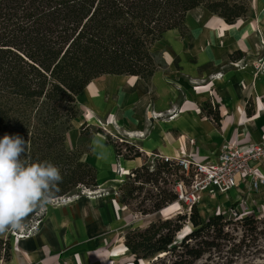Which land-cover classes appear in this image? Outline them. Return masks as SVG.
<instances>
[{"label":"trees","instance_id":"1","mask_svg":"<svg viewBox=\"0 0 264 264\" xmlns=\"http://www.w3.org/2000/svg\"><path fill=\"white\" fill-rule=\"evenodd\" d=\"M249 2L0 0V138L18 134L29 141L32 161L48 160L59 167L63 182L55 194L57 199L76 194L79 189H96V168L82 160V154L91 150V135L102 134L116 158H142V164L131 169L117 188L118 202L128 208L143 186H153L157 192L145 190L130 211L160 213L177 202L174 184L184 179L177 160L157 153L151 159L134 144L85 122L79 126L76 146L68 148L67 132L81 113L77 96L102 75L137 76L148 83L155 71L165 67L161 54L153 50L163 34L176 29L182 38L190 39L184 22L189 10L202 7L226 24H233L247 17ZM241 56L237 51L229 58L239 60ZM205 107V116L218 123L217 107ZM251 111L248 101L245 112L250 115ZM161 173L170 178V188L157 187ZM147 200L148 207L141 208ZM36 214L37 210L26 217L22 227ZM234 222L243 230L239 240L231 232ZM257 223L252 216L233 221L216 211L202 218L196 205H191L184 213L159 217L144 227L127 230L123 244L132 264H194L205 256L210 264L222 260L231 264L243 247H250L246 237L252 239L259 233ZM186 224L189 230L177 240ZM9 256L10 243L0 238V258L7 260Z\"/></svg>","mask_w":264,"mask_h":264},{"label":"crops","instance_id":"2","mask_svg":"<svg viewBox=\"0 0 264 264\" xmlns=\"http://www.w3.org/2000/svg\"><path fill=\"white\" fill-rule=\"evenodd\" d=\"M249 3L248 16L233 24L202 7L189 10L184 22L190 39L182 38L176 29L163 34L153 50L161 54L165 67L155 71L148 83L131 75H102L92 80L77 96L81 113L67 132L72 133L66 135L67 147L76 146L83 122L107 128L148 157L157 153L177 159L191 154L215 162L224 144L263 141L264 73L255 66L264 57V0ZM237 51L241 58L231 60L229 55ZM248 101L250 115L245 112ZM204 105L217 107L218 123L205 116ZM94 140L99 146L93 145ZM90 145L82 160L96 168L97 187L100 169L108 172L116 161L128 171L142 164L140 157L116 158L102 134L93 133ZM258 172L263 183L257 188L240 181L237 188L202 200L221 213L235 205L238 211L264 214V165ZM115 199L118 202L117 194ZM115 211L107 200L85 195L48 205L33 233L9 242L10 256L0 258V264H117L119 256L109 254L108 244L123 223ZM132 228L123 229L113 246L127 255L123 235Z\"/></svg>","mask_w":264,"mask_h":264},{"label":"rangeland","instance_id":"3","mask_svg":"<svg viewBox=\"0 0 264 264\" xmlns=\"http://www.w3.org/2000/svg\"><path fill=\"white\" fill-rule=\"evenodd\" d=\"M248 16V15H247ZM256 69L260 71L261 73H264V57H260L256 61ZM80 115V114H79ZM86 123V122H85ZM73 124V122H72ZM103 129V131L107 132L106 129ZM108 130V129H107ZM108 133V132H107ZM70 133H67V137ZM110 134V133H109ZM111 135V134H110ZM67 143H70L67 139ZM66 145L68 146V144ZM185 157V156H184ZM149 158L153 159L154 156L153 154L149 155ZM127 173L129 172L127 169H125ZM124 168L120 166L119 162H114L111 164V167L109 168L108 172H105V170L100 169L101 171V176L99 180V186L96 187V189L92 190H78L76 194H71L65 197L53 199L52 202L49 205H58L61 204L69 197L73 196V198H77L80 195H85L87 198H95V199H102V200H107L110 205L112 206L113 210L116 209L114 212L115 217L119 218L123 221V223L120 225V228L116 231H114V238L109 241V254L112 255H117L119 256L117 264H132V257L130 255L125 254L124 250L119 247H113L116 245V241L120 233H122L123 229L127 227H142L144 226L147 222L151 220H155L159 217H169L173 216L176 213H184L187 211V206L185 204L180 205L177 202H173L169 204L165 209H163L160 213H150V214H140L137 212V215L130 214L127 210L122 209L119 205L118 202L115 199L116 196V190H117V185L121 183L125 177L127 176V173L125 172ZM126 173V174H125ZM170 178L166 173H161V178L158 180L157 187L159 188H170ZM145 190H151V193H156L157 190L153 186H143L142 191L139 193L137 198L133 201H130V205L128 206V210L132 211L133 208L136 206L137 203L144 197ZM205 202V203H204ZM149 201H144L143 206H140L141 208L148 207ZM48 206V205H47ZM46 208V207H45ZM44 208V209H45ZM196 208L198 209V212L200 213L201 217L204 218L207 214L212 213L215 211L216 207L212 206L210 203H206V200L200 201L197 205ZM44 209H38L37 210V216L29 223L25 228L28 226L32 225L35 223V230L37 229V223L40 220V216L43 213ZM120 212H125L126 217L124 218ZM251 213V214H250ZM245 212V211H238L237 208H235V205L229 207L224 214L227 216V219H232L233 221H236L237 219H240V217L243 216H252L253 218H256L258 220V230L259 233L256 234L255 237L250 239V236L246 237L245 243L249 244L250 247L245 248L243 247L242 250L237 253V256L232 259L231 264H263L264 263V214L255 213V212ZM120 220V221H121ZM231 227H235L234 230H231L233 233L234 237L239 240L242 237L243 230L240 227L239 223H233L231 224ZM35 230L29 232L27 234V230L22 229L18 230L17 234L14 235V230H9L5 232V235L3 236L2 239H8L9 242H14V239L18 240L23 237H26L33 233ZM189 230L188 224H186L181 232L177 235L176 239L179 240L182 235ZM19 232V233H18ZM18 234H23L22 236H19ZM244 243V244H245ZM216 261V260H215ZM225 260H222L221 262H218V264H224ZM145 263V261H143ZM146 264V263H145ZM194 264H210L208 263L207 257H203L202 259L198 260ZM213 264V263H211Z\"/></svg>","mask_w":264,"mask_h":264},{"label":"clouds","instance_id":"4","mask_svg":"<svg viewBox=\"0 0 264 264\" xmlns=\"http://www.w3.org/2000/svg\"><path fill=\"white\" fill-rule=\"evenodd\" d=\"M28 149L29 141L18 134L0 138V234L20 229L26 217L52 202L63 182L58 166L32 161Z\"/></svg>","mask_w":264,"mask_h":264},{"label":"built area","instance_id":"5","mask_svg":"<svg viewBox=\"0 0 264 264\" xmlns=\"http://www.w3.org/2000/svg\"><path fill=\"white\" fill-rule=\"evenodd\" d=\"M176 160L184 175V179H179L174 184L177 203H184L188 211L191 205H197L205 197L237 188L240 181L247 182L248 187L252 188L263 183L258 167L264 165V140L248 145H241L239 142L224 144L215 162L203 161L191 154ZM35 228L33 223L27 228L21 227L19 231L25 229L29 234ZM16 234L17 231H14V235Z\"/></svg>","mask_w":264,"mask_h":264},{"label":"bare ground","instance_id":"6","mask_svg":"<svg viewBox=\"0 0 264 264\" xmlns=\"http://www.w3.org/2000/svg\"><path fill=\"white\" fill-rule=\"evenodd\" d=\"M69 135H72V133H70ZM120 184V183H119Z\"/></svg>","mask_w":264,"mask_h":264}]
</instances>
